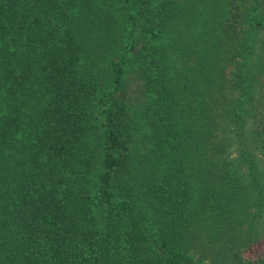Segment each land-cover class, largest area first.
<instances>
[{"label": "trees", "instance_id": "16d2710c", "mask_svg": "<svg viewBox=\"0 0 264 264\" xmlns=\"http://www.w3.org/2000/svg\"><path fill=\"white\" fill-rule=\"evenodd\" d=\"M264 0H0V264H264Z\"/></svg>", "mask_w": 264, "mask_h": 264}, {"label": "rangeland", "instance_id": "374dc122", "mask_svg": "<svg viewBox=\"0 0 264 264\" xmlns=\"http://www.w3.org/2000/svg\"><path fill=\"white\" fill-rule=\"evenodd\" d=\"M256 247L257 250H263L264 249V239L259 241L257 244L253 245L252 248Z\"/></svg>", "mask_w": 264, "mask_h": 264}]
</instances>
